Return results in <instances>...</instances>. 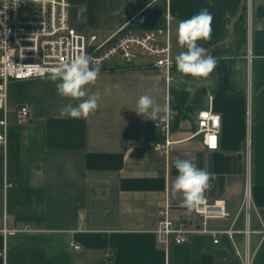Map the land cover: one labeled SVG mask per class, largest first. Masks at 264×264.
Returning a JSON list of instances; mask_svg holds the SVG:
<instances>
[{
    "label": "crops",
    "instance_id": "crops-1",
    "mask_svg": "<svg viewBox=\"0 0 264 264\" xmlns=\"http://www.w3.org/2000/svg\"><path fill=\"white\" fill-rule=\"evenodd\" d=\"M68 1L72 25L99 38L137 13L156 26L169 12L173 65L166 74L144 56L130 64L112 61L85 89L99 96L97 110L79 119L61 116L64 106L80 101L61 97L48 77L10 81L7 143L0 147V264H244L246 249L249 264H264V240L252 232L246 244L245 215H237L249 177L248 222L264 226V14L256 13L263 0L246 10L245 55L231 64L217 60L206 79L177 71L175 57L186 51L177 40L178 23L207 9L209 40L228 43L246 0ZM145 94L161 108L170 104L168 155L152 148L163 138L154 125L160 121L136 113ZM195 96L194 107L185 109ZM23 102L30 111L19 123L15 110ZM209 104L220 117L212 150L196 133V113ZM177 159L212 174L205 196L224 199L228 216L209 219L206 227L226 229L233 222L232 236L219 234L214 243L210 233L195 232L183 243L159 241L154 230L165 204L171 219L202 225L173 190Z\"/></svg>",
    "mask_w": 264,
    "mask_h": 264
},
{
    "label": "built area",
    "instance_id": "built-area-1",
    "mask_svg": "<svg viewBox=\"0 0 264 264\" xmlns=\"http://www.w3.org/2000/svg\"><path fill=\"white\" fill-rule=\"evenodd\" d=\"M254 0H246V10L250 12ZM264 4V0H263ZM171 15L166 13L161 25H147L143 13H137L110 35L99 38L96 33L78 31L69 19L68 0H0V147L5 149L7 123L5 114L8 107V85L11 80L33 77L38 68L50 70L61 60L71 58L82 50L96 58L101 70L108 68L114 59L130 64L139 56L150 59L155 67L162 68L169 74L173 65L170 40ZM43 77H48L46 72ZM30 106L23 102L16 107V119L19 123L27 120ZM158 126H157V125ZM163 131V138L154 141L152 148L158 154L168 155L171 140L169 139V122H154ZM196 133L207 149H216L220 130V117L208 107L196 113ZM11 183L6 182L5 186ZM251 205L249 177L246 178L243 196L237 215H245L242 232L246 244L249 235L256 232L260 241L264 240V226L253 229L248 222ZM169 205L159 209V221L154 232L163 244L169 242L183 243L195 232L210 233L213 242H218L219 234L232 236L237 230L232 224L226 229H209V219H220L228 216L224 199L209 200L194 213L201 219V226L194 225L189 219L173 220L168 217ZM236 215V216H237ZM234 221V220H233ZM6 233V229H3ZM78 248L77 244H72ZM248 248V247H247ZM239 253V251H238ZM243 256L244 264H249V250Z\"/></svg>",
    "mask_w": 264,
    "mask_h": 264
},
{
    "label": "clouds",
    "instance_id": "clouds-1",
    "mask_svg": "<svg viewBox=\"0 0 264 264\" xmlns=\"http://www.w3.org/2000/svg\"><path fill=\"white\" fill-rule=\"evenodd\" d=\"M212 20V14L207 9H202L199 13L178 23L177 40L186 49L175 57L177 71L182 75L206 79L215 70L216 59L207 54L204 47L198 45V41H207L211 38ZM46 72L48 79L57 82L56 89L61 97L80 101L75 106L71 103L64 106L61 116L73 119L87 118L97 110L99 96H88L85 90L87 86L95 84L101 72L96 58L82 50L71 58L61 60L50 70L38 68L34 74L43 77ZM86 96L87 98L83 99ZM136 113L141 116L147 115L148 120L151 121L169 122L172 118L170 104L161 108L147 94L139 97ZM175 168L178 175L173 190L183 195L181 207L189 212L198 210L205 203V193L211 188L212 174L199 169L188 160L177 159Z\"/></svg>",
    "mask_w": 264,
    "mask_h": 264
},
{
    "label": "trees",
    "instance_id": "trees-1",
    "mask_svg": "<svg viewBox=\"0 0 264 264\" xmlns=\"http://www.w3.org/2000/svg\"><path fill=\"white\" fill-rule=\"evenodd\" d=\"M232 13V11H228ZM257 14H264V4H261L257 7ZM246 4L243 5L239 16L235 22L233 37L230 42H218L216 40H207L203 41L201 47H204L207 50V54L213 56L216 61L219 59H224L231 64L235 59H240L245 55V47L247 40L246 33ZM214 74V71L211 75ZM199 96L193 97L189 103L185 106V109L191 110Z\"/></svg>",
    "mask_w": 264,
    "mask_h": 264
},
{
    "label": "rangeland",
    "instance_id": "rangeland-1",
    "mask_svg": "<svg viewBox=\"0 0 264 264\" xmlns=\"http://www.w3.org/2000/svg\"><path fill=\"white\" fill-rule=\"evenodd\" d=\"M259 0H254L253 1V6H254V4L256 5V3L258 2ZM145 57V56H144ZM117 59H114L113 61H116ZM10 83V82H9ZM8 87H9V85H8ZM9 108V110H10V107H8Z\"/></svg>",
    "mask_w": 264,
    "mask_h": 264
}]
</instances>
